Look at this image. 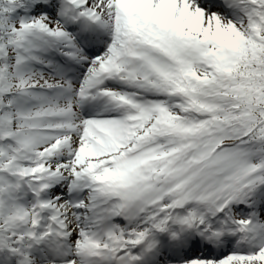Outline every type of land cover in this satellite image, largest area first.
Returning <instances> with one entry per match:
<instances>
[{
	"label": "snow or ice",
	"instance_id": "1",
	"mask_svg": "<svg viewBox=\"0 0 264 264\" xmlns=\"http://www.w3.org/2000/svg\"><path fill=\"white\" fill-rule=\"evenodd\" d=\"M0 264H264V0H0Z\"/></svg>",
	"mask_w": 264,
	"mask_h": 264
}]
</instances>
